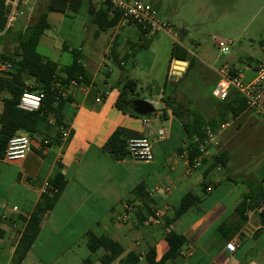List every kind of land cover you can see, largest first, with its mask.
I'll return each instance as SVG.
<instances>
[{
  "label": "crops",
  "instance_id": "1",
  "mask_svg": "<svg viewBox=\"0 0 264 264\" xmlns=\"http://www.w3.org/2000/svg\"><path fill=\"white\" fill-rule=\"evenodd\" d=\"M94 2L96 8L103 5L101 0ZM238 2H235L236 6H240ZM253 3L250 0L246 5ZM224 4L229 6V0ZM82 11L85 16L79 30H86L87 23H93L85 7L79 12ZM93 25L96 27L94 39L85 48V54L81 48L78 50L83 58L80 63L90 77L91 88L87 93L71 96L62 110L63 123L70 131L68 138L62 140L57 137L54 128L48 131L47 125L51 127L54 123L51 115L47 122H39L37 131L29 136L30 149L23 160L0 159V264H15L14 250L25 226L24 221L42 194L49 189L55 192L49 180L57 173L64 176V187L51 210L42 216L39 233L18 264H102L100 258L105 254L102 248L94 252L88 250L89 257L79 258L77 255L78 249L86 247L88 234L109 237L122 247L123 253L111 264H119L120 258L127 253L137 255L139 264H145L144 256L151 249L159 259L166 248L163 221L173 216L188 192L197 195L199 202L170 226L175 233L185 237L186 243L179 255L165 264H264V224L260 217L264 210L258 208L247 212V220L242 222L236 207L250 187L229 172V160L223 168H209L213 155L227 152L228 144L236 138L225 132L239 120H246L248 112L224 123L228 127L223 130L222 124L216 134L217 140L205 143L203 153L188 165L189 140L180 120L177 121L164 105H159L154 121L125 114L115 107L119 87L132 74L122 71L111 83L109 79L113 70L106 60L124 68L123 60L131 46L140 45L139 41L147 36L141 35L134 25L121 21L104 32ZM101 33H108L109 40ZM184 38V33L179 31L178 40L174 43L182 45ZM103 39L106 47L102 51ZM170 42L165 75L174 71L175 59L168 69L174 44ZM63 46L66 51L70 50L64 42L61 51H64ZM258 61L243 70L245 82L253 79ZM184 62L178 77L185 75L189 62L194 65L189 55ZM99 77L102 78L98 80ZM103 92H107V96L101 103H96L95 98ZM261 94L264 99V85ZM209 106L204 108L205 112L201 106L199 111L192 107L186 116L181 112V119L189 120L194 114L204 119L212 118L215 108L214 105ZM239 126L236 125L234 131ZM116 129H121L127 139L148 138L153 160L148 163L128 157L116 160L104 151V143ZM160 129L164 133L162 140L157 137ZM258 168L260 180L264 176V159ZM139 185L143 188L142 193L146 194L145 202L134 200L133 192ZM125 206H129L128 209ZM13 207L17 211H13ZM137 212L144 215V223L134 222ZM229 241L236 243L233 252L225 250Z\"/></svg>",
  "mask_w": 264,
  "mask_h": 264
},
{
  "label": "rangeland",
  "instance_id": "2",
  "mask_svg": "<svg viewBox=\"0 0 264 264\" xmlns=\"http://www.w3.org/2000/svg\"><path fill=\"white\" fill-rule=\"evenodd\" d=\"M29 1L31 3L34 0ZM48 1L35 0L29 21L17 22L14 29L1 39L0 50L3 53L11 54L15 50V32L23 29L26 24L32 25L38 15L45 11ZM138 1L149 4L162 20H168L175 30L184 33L185 38L181 44L194 61L193 67L186 75L178 77L167 72L168 78H166L167 48L170 47V41L174 43V40L169 36L166 37L164 33L142 38L139 41L140 45H135L128 51L123 60L126 64L124 68H119L111 60H106L113 70L109 79L111 83L115 82V78L122 74V71L131 72L130 79L137 85V98L150 102L155 108L154 113L143 116L151 121H154L159 105H164L161 98L154 93L152 82L157 83L163 91L162 98L169 96L179 104L181 112L186 116L192 107L196 111L202 108L204 110L218 101L212 96V90L218 79L217 70L222 65L246 70L264 54V0H253L254 3L250 6L246 5L250 0H229V6L224 4L226 0ZM236 1H239L240 6L235 5ZM84 16L83 11L69 16L58 12L49 13L47 21L50 28L40 37L37 53L56 62L59 67L68 65L72 59L69 51H61L60 47L64 42L68 48L75 50L81 48L82 53L85 54V48L94 39L93 31L96 27L87 23L86 30H79ZM102 35L109 40L108 33ZM213 36L231 42L227 54H219L212 41ZM105 47L104 40L102 51ZM134 62L136 64L133 66ZM173 64L171 61L168 69ZM101 78L99 77L98 80ZM6 79H12V73L2 79L1 85ZM25 83L30 86L33 81L26 79ZM5 97L7 93L0 92V107ZM247 112L246 120H239L238 124H233L225 132L229 137L236 136L226 150L229 172L234 173L236 180H244L245 186L255 188L260 176L258 164L264 159V121L256 113L250 110ZM176 120H181V117ZM236 125L240 126L234 131ZM77 255L79 258H85L90 256V252L82 246L78 249Z\"/></svg>",
  "mask_w": 264,
  "mask_h": 264
},
{
  "label": "trees",
  "instance_id": "3",
  "mask_svg": "<svg viewBox=\"0 0 264 264\" xmlns=\"http://www.w3.org/2000/svg\"><path fill=\"white\" fill-rule=\"evenodd\" d=\"M83 7H85L87 14L90 16L91 22L101 32L114 28L120 21L118 12L112 11L104 3L101 7L96 8L94 0H49L45 11L38 15L32 25H28L25 29L15 32L16 47L10 55V60L14 64L12 79L4 80L0 86V92L5 91L7 93V97L2 101V112L0 114V159H2L6 144L12 136L15 134H27L31 136L37 131L39 122H47L51 115L54 117V123L51 127L47 125V129L50 131L51 128H54L57 137L61 138L59 129L66 126L63 123L62 110L64 105L70 101V98L59 97L52 88V82L56 79L66 87L72 79L80 78L82 81L90 83V77L80 63L81 57L78 50L70 49L71 62L68 65L59 67L56 62L46 59L37 53L36 48L40 37L50 28L47 21L49 13L58 12L69 16L78 13ZM129 23L137 27L133 22ZM137 29L141 35L146 36V34L139 30V27ZM134 46L131 47L134 48ZM62 49L67 50L64 46ZM186 56L187 52L185 48L179 43H174L171 48L169 63L173 59L186 61ZM192 67L193 62H189L184 74L186 75ZM166 78H168V75H166ZM26 79H31L33 84L30 86L26 85ZM136 88L135 81L131 79L125 81L115 101V107L125 114L142 117L136 115L131 107L132 102L138 99ZM24 92H38L42 94L41 105L37 111L25 112L16 108ZM157 95H163V91L160 89ZM161 101L175 118L181 117L178 103L169 96L164 99L161 97ZM213 105L215 115L212 118L204 119L200 115L194 114L193 118L189 120H180V124L189 140L187 146L188 165H191L200 156L198 147L200 144L207 142V132L216 135L222 124L234 121L241 113L248 110L244 97L235 90H230L225 100L215 101ZM194 139H197V141ZM126 141L127 138L124 132L121 129H116L104 143L103 150L114 159L123 160L127 157ZM227 161L228 153L225 151L219 152L213 155L209 168L217 166L223 168L226 166ZM64 184L65 178L60 173H57L49 180V185L55 189V192L49 189L46 193L42 194L28 219L24 221L25 226L14 250L15 264H18L22 260L36 239L42 216L51 210ZM204 187L205 184L202 185V188ZM142 191L143 188L140 185L135 188L133 192L134 200L145 202L146 194L142 193ZM198 202L199 197L191 192L186 193L182 197L179 206L174 210L173 216L163 221L166 230L164 235L166 248L164 252L157 259L154 250L147 251L144 256L145 264H165L179 255L181 248L186 243V239L184 236L171 230L170 226ZM263 202L264 176L259 180L255 188L250 187L245 198L237 205L236 212L241 221L245 222L247 220L245 214L249 211L257 210ZM147 214H150V211H147ZM135 217L137 224L144 223L145 218L141 212H137ZM260 217L261 223L264 224V213H260ZM86 247L90 252H94L99 248L105 251V254L100 258L102 264H111L123 253L122 247L106 236L98 237L88 234ZM119 264H139L138 256L133 253H127L120 258Z\"/></svg>",
  "mask_w": 264,
  "mask_h": 264
},
{
  "label": "built area",
  "instance_id": "4",
  "mask_svg": "<svg viewBox=\"0 0 264 264\" xmlns=\"http://www.w3.org/2000/svg\"><path fill=\"white\" fill-rule=\"evenodd\" d=\"M102 3L110 7L112 11H116L120 15V21L123 23L133 22L139 27V30L147 35L156 33H164L171 37L174 41L178 40L179 31L175 30L170 22L162 20L157 12L147 3L138 0H101ZM32 3V4H31ZM0 0V41L11 32L15 24L20 21L28 22L30 13L33 11L35 0ZM26 13V14H25ZM28 25L26 24L23 29ZM215 48L220 55L227 54L230 50L231 42L229 40L212 37ZM13 51L11 52V54ZM9 53H3L0 50V86L3 78L13 71V61L10 60ZM243 70L241 68H232L227 65H222L217 70V82L212 90V96L218 101H223L227 98L230 90L237 91L244 97L247 109L256 113L264 121V99L261 94V89L264 85V57L256 64L254 69V77L252 80L245 82L242 77ZM52 88L61 98H71L75 93H87L91 85L79 79H72L68 85L63 86L58 80H53ZM107 92H103L95 98L96 103H101ZM42 94L38 92H24L20 97L16 108L25 112H34L40 108ZM146 124V121H145ZM228 124L222 125V130L227 128ZM61 139L65 140L69 136V129L61 127ZM163 131H157V137L162 140ZM207 142H215L217 135L207 132ZM197 141V139H194ZM206 142V143H207ZM205 144V143H204ZM204 144L198 147L199 153H203ZM30 149V139L27 134H17L12 136L3 153L2 159L5 161H20L23 160ZM127 157L139 162H151L153 160L152 146L148 138L144 136L130 137L126 141ZM197 159V158H196ZM195 159V160H196ZM194 160V161H195ZM129 206H125L128 209ZM259 209L264 210V202ZM17 211L16 207L12 208ZM137 223L136 217L133 218ZM236 248L234 241H229L225 245V250L233 252Z\"/></svg>",
  "mask_w": 264,
  "mask_h": 264
},
{
  "label": "water",
  "instance_id": "5",
  "mask_svg": "<svg viewBox=\"0 0 264 264\" xmlns=\"http://www.w3.org/2000/svg\"><path fill=\"white\" fill-rule=\"evenodd\" d=\"M174 63L175 64L173 66L174 67L173 74L179 75L180 74L179 70L182 69V66L185 65V62L180 61V60H175ZM151 85L153 87L154 93L158 94L160 92L159 85L157 83H153V82L151 83ZM131 107L133 109V112L136 115L142 116V117L155 112V108L153 107V105L150 102L140 100V99H137L134 102H132Z\"/></svg>",
  "mask_w": 264,
  "mask_h": 264
}]
</instances>
